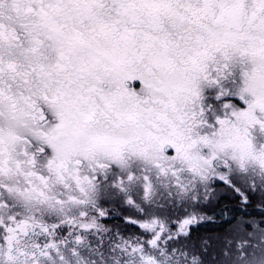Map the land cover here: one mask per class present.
Masks as SVG:
<instances>
[{"label": "snow or ice", "instance_id": "6c2138e0", "mask_svg": "<svg viewBox=\"0 0 264 264\" xmlns=\"http://www.w3.org/2000/svg\"><path fill=\"white\" fill-rule=\"evenodd\" d=\"M0 264H264V0H0Z\"/></svg>", "mask_w": 264, "mask_h": 264}, {"label": "trees", "instance_id": "16d2710c", "mask_svg": "<svg viewBox=\"0 0 264 264\" xmlns=\"http://www.w3.org/2000/svg\"><path fill=\"white\" fill-rule=\"evenodd\" d=\"M215 227L213 224H205L201 231L211 230Z\"/></svg>", "mask_w": 264, "mask_h": 264}, {"label": "rangeland", "instance_id": "374dc122", "mask_svg": "<svg viewBox=\"0 0 264 264\" xmlns=\"http://www.w3.org/2000/svg\"><path fill=\"white\" fill-rule=\"evenodd\" d=\"M226 199H227V202H228V203H230V204H234V201H232L231 198L228 197V198H226ZM256 202H257V201H255V200L253 201L254 207H255V205H256Z\"/></svg>", "mask_w": 264, "mask_h": 264}, {"label": "flooded vegetation", "instance_id": "af4514ba", "mask_svg": "<svg viewBox=\"0 0 264 264\" xmlns=\"http://www.w3.org/2000/svg\"><path fill=\"white\" fill-rule=\"evenodd\" d=\"M253 207H254V204H253ZM204 227V226H203Z\"/></svg>", "mask_w": 264, "mask_h": 264}, {"label": "bare ground", "instance_id": "6f19581e", "mask_svg": "<svg viewBox=\"0 0 264 264\" xmlns=\"http://www.w3.org/2000/svg\"><path fill=\"white\" fill-rule=\"evenodd\" d=\"M228 198V197H227ZM230 198V197H229Z\"/></svg>", "mask_w": 264, "mask_h": 264}]
</instances>
